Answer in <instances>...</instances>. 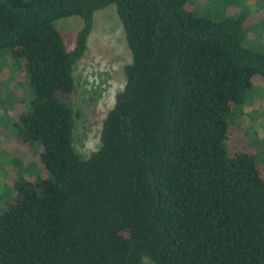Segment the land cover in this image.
Wrapping results in <instances>:
<instances>
[{
	"label": "trees",
	"instance_id": "obj_1",
	"mask_svg": "<svg viewBox=\"0 0 264 264\" xmlns=\"http://www.w3.org/2000/svg\"><path fill=\"white\" fill-rule=\"evenodd\" d=\"M195 2L0 0V72L24 77L0 83V124L37 156L8 155L23 176L0 214V264H264V165L225 146L228 117L264 79V55L246 47L264 30V0L233 16ZM111 5L131 61L83 158L73 68ZM71 17L82 27L68 52L54 22ZM11 103L24 110L10 116Z\"/></svg>",
	"mask_w": 264,
	"mask_h": 264
},
{
	"label": "rangeland",
	"instance_id": "obj_2",
	"mask_svg": "<svg viewBox=\"0 0 264 264\" xmlns=\"http://www.w3.org/2000/svg\"><path fill=\"white\" fill-rule=\"evenodd\" d=\"M195 1L202 14L218 12L233 16L244 9L246 13L248 12L247 15H252L260 10L258 0H232L234 4L229 5L225 4L228 0H220L216 5L211 4V0ZM207 8H209L208 12ZM54 27L62 37L65 50L72 51L75 47L77 32L82 27V20L79 17L59 19L54 22ZM260 29H264V26ZM246 47L264 55V30L255 31L250 37L248 36ZM6 54L8 53L3 52L4 56H0V63H6L8 59ZM129 61H131V54L126 46L123 26L115 6L111 5L96 12L93 17L89 50L85 57L78 61L77 65L75 64L74 91L68 101L72 110L79 114L74 118L72 136L74 148L83 158H88L98 149L102 122L107 112L114 106L115 95L122 91L125 85L123 67ZM12 77H15L17 81L24 79L23 73L18 72L13 75L8 66L3 67L0 72L2 86L10 84ZM16 93L18 94V91ZM0 94L3 95V92ZM13 105L11 103L7 107L10 116H14L17 110H24L23 106H15L14 110ZM239 110H241L240 116L233 114L228 117L230 128L225 146L231 154L239 150L248 151L258 163L264 165L263 78H253L245 105ZM2 127L5 128L0 124V214L7 205L12 203L15 196L13 185L20 176H23L21 170L8 163V155L13 154L14 158L22 160L24 164L37 160L36 150H30L21 145L6 132V129L3 131ZM142 264L154 263L148 258H143Z\"/></svg>",
	"mask_w": 264,
	"mask_h": 264
},
{
	"label": "crops",
	"instance_id": "obj_3",
	"mask_svg": "<svg viewBox=\"0 0 264 264\" xmlns=\"http://www.w3.org/2000/svg\"><path fill=\"white\" fill-rule=\"evenodd\" d=\"M89 40H90V36H89V38H88L87 50H86L85 55L88 53V50H89ZM85 55H84L80 60H82V59L85 57ZM80 60H79V61H80ZM129 63H130V61H129ZM129 63H128V64H129ZM76 65H77V64H76ZM76 65H75V66H76ZM75 66H74V68H75ZM74 68H73V71H74Z\"/></svg>",
	"mask_w": 264,
	"mask_h": 264
}]
</instances>
